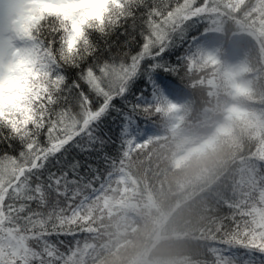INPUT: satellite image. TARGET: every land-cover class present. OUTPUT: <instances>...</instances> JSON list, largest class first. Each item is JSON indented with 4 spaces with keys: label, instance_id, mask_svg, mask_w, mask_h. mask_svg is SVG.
Returning a JSON list of instances; mask_svg holds the SVG:
<instances>
[{
    "label": "trees",
    "instance_id": "1",
    "mask_svg": "<svg viewBox=\"0 0 264 264\" xmlns=\"http://www.w3.org/2000/svg\"><path fill=\"white\" fill-rule=\"evenodd\" d=\"M189 1L156 0L165 12L177 9L167 21L176 18L171 30L161 29L166 36L161 43L173 55H165L156 65L164 68L165 75L174 82L169 81L165 88L151 81L154 87L147 96L142 93L131 103L126 102L124 128L120 138L112 142L116 147L106 154L103 165L78 177L75 185H67V195L73 197L78 211L77 243L61 253L65 264H100L117 252V246L124 245L121 250L130 242L138 244L120 264H264V0H195L190 11L181 13ZM141 2L151 6L153 0H110L104 28L100 29L95 20L86 23L85 40H107ZM214 20L225 34L233 36L223 42L225 52L218 68L210 70L201 62L205 59L201 43ZM70 22L60 15H45L43 19L38 15L36 28H30V37L37 44L33 71L21 88H15L16 97L7 107L15 104L21 112L36 109L32 114L38 115L36 98L55 84L49 62L54 57L51 47H45L48 29L60 31L65 30L62 25H68L66 36L72 31ZM88 24L94 26L87 28ZM244 32L250 35L246 46L243 38H238ZM206 35L205 40L210 39L211 32ZM251 46L260 53L261 60L258 58L252 73V96L243 101L247 118L235 120L230 134L219 138L218 153L211 163L188 177H179L176 162L191 139L195 134L208 133L226 115L232 94L225 77L226 60ZM79 47L84 50L86 45L81 42ZM65 55L66 50H62L61 57ZM138 71L137 67L117 85L112 83L111 94L118 96L130 90L132 76ZM115 73L123 74L119 66L113 69ZM215 79L216 84H212ZM165 90L177 95L180 102L188 101L184 109L189 110L172 131ZM72 111H77L75 106ZM17 118H21L20 113ZM65 127L73 131L69 122ZM56 134L62 136L63 132L57 128ZM33 163L28 159L0 162V167L13 165L22 175L13 192L0 200V256L4 254L0 260L10 264H17L21 255H30L33 236L39 231L40 217L29 220V213L20 211L29 203L26 197L34 196V209L36 199L65 203L64 195L58 197L56 192L28 191V179L32 184L36 182L29 176ZM122 174L131 188L126 193H121ZM40 211L46 213L48 209ZM5 242L13 244V249L9 246L5 251Z\"/></svg>",
    "mask_w": 264,
    "mask_h": 264
},
{
    "label": "snow or ice",
    "instance_id": "2",
    "mask_svg": "<svg viewBox=\"0 0 264 264\" xmlns=\"http://www.w3.org/2000/svg\"><path fill=\"white\" fill-rule=\"evenodd\" d=\"M54 3L59 8H77L80 5L75 0H54ZM182 7L178 5V8ZM138 11L139 25L136 23ZM176 11H163L156 0L151 6L138 3L130 15L124 18V23L117 25L118 31L99 43L91 41L90 37L87 40L85 36L82 38L83 27L79 31H68L66 36L63 29H48L45 47H51L54 57L49 62L55 84L36 98L38 115L32 114L36 109L21 112V108L15 104L0 113V162L13 159L36 162L29 173L36 182L32 184V180L28 179L31 185L28 191L56 192L58 197L64 195L65 203L61 205L57 199L49 204L46 199L43 202L36 199L34 209L31 206L34 196L26 197L29 203L21 207L20 211H27L29 220L40 217L39 231L33 236L30 255H21L17 264H65L61 253L68 252L77 243L75 225L78 211V207L73 204V197L67 195V185H75L78 177L103 165L106 154H111V150L116 147L112 142L120 138L124 128L123 113L128 111L126 102L131 103L142 93L147 96L154 87L151 81L165 88L172 81L171 76L165 75L164 68L156 65L164 60L165 55H173L164 49L160 32ZM80 12L81 9L72 11L68 18ZM45 15H60L64 18L61 12L49 10L45 13L41 10L40 19ZM90 20H97L100 29L104 28L103 15H88L84 23ZM14 30L24 38L30 25L15 24ZM81 42L86 45L84 50L79 47ZM74 45L79 51L72 55ZM62 50H66L63 58ZM148 51H151V55H147ZM28 61L29 57L21 50H14L7 64L0 55V85L15 78L20 65ZM117 66L126 77L137 67L139 71L132 76L130 90L126 89L122 95L114 96L110 91L111 76ZM73 106L77 111H72ZM116 106L123 111H118ZM18 113L21 118H17ZM66 122L73 129L71 133L65 127ZM57 128L63 132L62 136L56 134ZM41 208H47L48 211L41 212ZM0 264H10V261L0 260Z\"/></svg>",
    "mask_w": 264,
    "mask_h": 264
},
{
    "label": "rangeland",
    "instance_id": "3",
    "mask_svg": "<svg viewBox=\"0 0 264 264\" xmlns=\"http://www.w3.org/2000/svg\"><path fill=\"white\" fill-rule=\"evenodd\" d=\"M109 1L110 0H75L76 3L87 4L88 7L81 9L80 13L71 15L70 26L72 31H79L81 27H84L86 24L84 21L87 19L88 15L104 16L106 13L105 8L107 7ZM16 5L24 6L23 11L25 13V19L30 25V28L36 23L38 15L41 14V10L44 6H49L52 10L62 9V11L59 12L69 13V15L72 12L69 7H57L54 0H0V55L4 57L5 64H7V61L11 59L14 50H21L29 57V61L24 65V70L18 71L15 78L8 80L7 90L0 92V112H2L3 108L7 107V105L14 101L16 97V94L14 93L15 88H21V84L25 81L26 76H29L33 71V64L35 62L37 51V44L30 37V30L24 38H21L14 30L15 25L12 23V17L8 12V8ZM193 5L195 6V0H190L181 10V13L190 11ZM119 11L117 10L114 13ZM107 14H109V11ZM175 19L176 18H172L169 22H167L166 26L161 29L164 31L171 30L173 24L175 23ZM90 22L91 20L88 21V23ZM210 32V39L205 40L208 36L206 34ZM224 32L225 31L222 26L218 22H215L213 27L205 33V37L201 43V48L205 56V59L201 62L203 63V66H208L210 70H215V66L218 68V64L221 63L222 54L225 52L224 49H222L223 42L233 36L227 35ZM248 35L249 34L244 32L240 33L238 36L240 39L243 38L242 42L244 43V46H246V40L250 36ZM160 36L161 42L165 41L166 36L161 34V32ZM253 47L251 46L248 51L247 48L242 49V51L239 50L233 55H230L228 61L226 60L225 77L228 79L232 88L231 101L227 105L226 115L223 119L219 120L216 126L212 130L208 131V133L195 134L196 136L191 139V142L188 143L184 152L180 155L176 162V169L179 177H188L207 163H211L210 161L213 159V156H216L218 153V146H216L217 141L221 136L223 137L228 135L223 134L221 130L226 127H230L232 130L235 120H240V118L236 115L237 112L247 114L243 101H245L247 97L252 96L251 84L255 79L252 73L256 70L257 61L259 59L261 60L260 53H258L256 49H253ZM123 77L124 75L121 73L112 74L111 84L113 83L114 85H117ZM216 82V79L212 80V84H216ZM238 89H242V91ZM163 96L169 113H172L170 115L172 120V131L179 126L182 122L184 113L189 110L184 109L187 106L188 101L180 102L178 100V96L168 90H165ZM209 144L211 147H208ZM21 176L20 170L15 168L13 165H4L0 167V200L3 199L8 192H13V188L16 187V182H18ZM120 184L121 193H126L127 190L131 191V188H129V180L124 174L120 176ZM141 231L142 229L137 232L138 235L141 234ZM5 243H8L5 247V251H7V247L9 246L13 249V244H10L9 242ZM137 244L138 243L134 244L130 242L121 250L120 248L124 245L120 247L117 246V252L109 258L103 260L100 264L122 263L121 261L126 259L129 253L133 252ZM3 255L0 257H3Z\"/></svg>",
    "mask_w": 264,
    "mask_h": 264
},
{
    "label": "clouds",
    "instance_id": "4",
    "mask_svg": "<svg viewBox=\"0 0 264 264\" xmlns=\"http://www.w3.org/2000/svg\"><path fill=\"white\" fill-rule=\"evenodd\" d=\"M87 7H88L87 4H80L77 8H71V6H69V8H71L72 11H79L80 9L87 8ZM23 8H24L23 5H16L14 7H9L8 8V12H9V14L12 17L13 25L21 24V23L25 24V26L28 25V22L25 19V13L23 11ZM49 10H50L49 6H44L42 8V11L45 12V13L48 12ZM56 11H62V9H57ZM68 16H69V13H65V17L64 18H67ZM93 26H94L93 24H88L87 28H92ZM62 27H64L65 30H67L69 26L68 25H62ZM35 28H36V25H32V29H35ZM85 31L86 30H84L82 38L85 36ZM73 47H74L75 50L71 54L75 55L79 51V48H77L75 45ZM23 70H24V64H21L19 69H18V71H23ZM38 77H39V73H37V78ZM7 83H8V81L6 80L3 85H0V92H4V91L7 90ZM238 90L242 91V89H238ZM236 115L240 119H246L247 118L245 113L237 112ZM221 131H222L223 134L227 135V134H230L231 128L230 127H226V128H223ZM208 147H211V145L209 144Z\"/></svg>",
    "mask_w": 264,
    "mask_h": 264
}]
</instances>
